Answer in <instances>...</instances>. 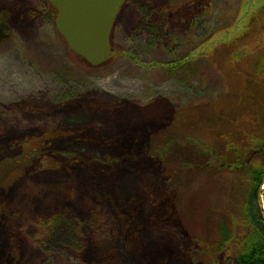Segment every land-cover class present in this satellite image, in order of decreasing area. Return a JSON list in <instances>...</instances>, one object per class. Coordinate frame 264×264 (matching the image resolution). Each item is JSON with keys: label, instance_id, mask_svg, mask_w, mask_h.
I'll return each instance as SVG.
<instances>
[{"label": "rangeland", "instance_id": "374dc122", "mask_svg": "<svg viewBox=\"0 0 264 264\" xmlns=\"http://www.w3.org/2000/svg\"><path fill=\"white\" fill-rule=\"evenodd\" d=\"M47 2L0 0V21L10 14L12 22L5 30L9 37L0 36V106L13 110L19 108L28 118L35 117L41 110L58 114L68 111L61 121L66 128L65 137L44 136L41 148H44L45 157L50 159L78 157L87 159V162L81 165L75 161L71 167L57 165L61 168H56L54 163H40L39 175L32 179V182L39 180L36 190L25 188L23 178L18 180V170L0 176V264H160L163 258H169L177 250L178 244L173 240L178 239V247L184 243L175 237L178 228L172 229L175 238L171 237L166 228L150 222L148 211L143 210L140 214L144 216H141L144 224H139L136 218L137 225L142 226L138 237L129 232L136 231L135 226L121 237L126 244L124 251L117 222L109 218L107 226L102 227L103 217H100L103 222L92 221L94 216L89 201L108 212L117 206L123 210V206H119L123 200L127 204L135 196L142 198L147 194L132 190L135 167L129 160L130 163L123 165L127 162L118 158L121 152H127L126 148L120 145L113 148L106 141H112L120 122L134 113L136 106L152 104L156 97H167L176 107L189 106L192 109L214 102L229 84V76L222 69L227 54L216 53V49L233 38L240 41L238 47L245 51L250 45L257 47L258 44L252 41L260 34V29H264V20L260 19V28L252 35L247 36V28L253 13L264 10V0H127L111 34L112 49L116 52L108 61L94 67L71 51L56 29V20H52L49 14L41 13L35 20L31 19V4L43 11ZM160 14L164 15L166 23H160L163 29L159 27L160 31L152 34L142 23L155 25ZM184 60L186 63L177 64ZM171 113L168 106L157 109L155 116L168 121ZM114 118L117 123L112 122ZM5 122L0 114V123ZM215 126L224 130L221 119ZM8 130L9 134L15 132V136L23 135V129L13 125L0 132L8 135ZM192 131L194 139L190 141L206 153L205 160L210 168L182 170L185 176L180 183L182 186L173 192L174 199L171 194L168 198L174 207L168 217L182 227L180 231L186 238L191 239L193 227L200 232L195 217L202 215L194 212L201 210L202 205L213 203L210 189L213 185L218 188L221 185L222 194L217 204L223 208L235 206L233 213L240 220L235 229L236 239L221 255L226 263L227 256L240 251L237 238L246 233V227L240 223L243 220L238 204L247 195L248 174L220 170L217 130L215 134L214 131L209 133L201 124H194ZM40 133L42 129L37 130V134ZM105 156L113 157L109 161L115 168L104 162ZM145 163L154 165V169L160 165L156 160ZM67 168L72 171L70 174L63 170ZM74 172L75 178L89 179V186L78 190L75 199L66 201L57 210L61 212V223L51 229L49 235L40 223L50 213L46 194L52 189H61L64 182L74 177ZM141 178L133 180L137 191ZM68 185L64 189L75 192L77 187L71 189ZM101 191L104 194H100ZM100 196H105L107 203ZM132 204L136 205V201ZM23 225L27 228L22 231ZM138 238L149 240L147 246L139 248ZM119 250L127 254L123 262H119Z\"/></svg>", "mask_w": 264, "mask_h": 264}, {"label": "trees", "instance_id": "16d2710c", "mask_svg": "<svg viewBox=\"0 0 264 264\" xmlns=\"http://www.w3.org/2000/svg\"><path fill=\"white\" fill-rule=\"evenodd\" d=\"M52 9H54V19H56L57 9L53 8V6ZM260 19L264 20V10L259 11V13H253L251 16L250 27L247 28L249 29L247 36L252 35L260 28H258ZM164 20V15L160 14L157 24L153 25L150 22L142 24H145L152 34H157L160 31L157 28L162 27L163 29L160 23H166ZM260 31V34L252 41L258 44L257 47L252 48L250 45L248 51L238 47L240 41L238 42L237 38L218 45L216 53L227 54L225 56L226 65L222 63L224 65L222 69L225 71L226 76H229V84L227 87L224 85V90L214 99V102L209 103V105L206 104V107L196 106L195 109H192L189 106L176 107L167 97H159L158 99L163 100L154 101L144 107L141 105L139 107L136 106V111L128 114L120 122L121 126L115 132L112 141L107 140L106 143L113 148L116 145L126 148V154L121 152L118 158L119 161L127 162L129 160L131 162H124L122 163L123 165L130 163L135 167L136 175L131 178L132 186L134 187H132V190L134 193H139L142 190V192L147 194L142 196V198L135 196L133 201H136V205L132 204V200L124 204L123 200L119 204L120 207L123 206V210L118 209L116 204L115 210L112 209L108 212L99 206H93L92 201H89L90 210L94 216V220H92L94 223H97L96 219L103 222L100 217L104 218L102 227L107 226L109 218L117 222L119 227L118 237L122 241L121 237L126 232L128 233V229L132 230L134 226L136 231L129 232H133L138 237V232L141 233L142 226L137 225L136 218L139 219V224L143 225L141 216H144L140 213L143 210H147L150 222H155L156 225L166 228V233L171 237H173L172 229L176 230L178 228L179 231L175 237L181 238V240L179 239L180 242H184L178 247V239L176 242L173 240V243L178 244L176 245L177 250L169 258H163L160 264H264V219L257 202V191L264 180V29L261 28ZM240 51H244V54H240ZM199 54L203 55L201 52ZM81 58L85 61L83 57ZM240 61L243 62L236 67ZM85 62L89 66H93L87 61ZM179 63L184 64L186 60L177 62V64ZM168 106L172 110L168 121H164L163 117L162 119L156 118V110L167 108ZM15 112L8 109L1 111L2 116L7 119H4L5 123H0L2 124L0 131L12 125L23 129V135L19 136H15V132H12V130L13 135L9 134V130L8 135L0 132L1 177H4L10 171L14 173L18 170V180L23 178L22 181L26 186L25 188L31 187V189L34 188L36 190L39 180L32 182V179L35 175H39L38 169H41V164L54 163L56 168L71 167L75 161L81 165L86 164L87 159L85 158L81 160L78 157L73 159L59 156L52 159L45 157L44 148H41L43 141L38 139L29 140V138L24 137L26 136L25 132L29 130L39 131L40 129H42L46 137L54 135L62 137L66 130L61 124V121L66 117L65 113H50L28 119L22 116L19 109ZM217 112L219 113L217 114ZM196 114H199V116H193ZM218 119L222 120L223 131L218 126H215ZM198 120H200L199 123ZM112 122L117 123L116 118ZM149 122H152L154 127L144 130L145 126L142 127V125ZM194 124H201L203 128H207L210 131L209 133L214 131L215 134V130H217L215 136L219 140V154L217 157L220 170L244 171L248 174L247 195L244 201L238 204L239 214L241 220H243L240 223L246 227V233L237 238L241 248L240 251L234 253V256H227L226 263L222 261L221 255L225 253L228 245L236 239L235 229L240 220L239 216L236 217V214L233 213V207L235 206H225L223 208L217 204L219 201L218 197L222 194V191H220L221 185H219V188L218 185H213L210 189L213 195V203L202 205L201 210L194 212V214L200 212L202 215L199 218L193 215L195 224L199 226L200 232H198L196 227H193V233L190 232L191 239L186 238L184 232L180 231L183 230L182 227L175 225L174 221L168 217L173 207L168 198L171 194L173 196L172 199H174L173 192L182 186L180 183L182 178L185 177L182 172L187 168L193 170L210 168L209 162L205 160L207 158L204 156L206 153L190 141L194 139L192 135L195 131H192ZM111 146L109 150H111ZM112 158L105 156L103 160L113 166L109 161ZM137 158L141 159L137 160ZM148 160H156L160 164L159 168L154 169V165L146 164L145 161ZM113 162L116 163V160ZM57 165L61 167H57ZM113 167L115 168V166ZM63 170L67 171L68 174L72 172L68 168ZM76 176L74 172V177L70 179L71 181L64 182L61 189H52V192L46 194L48 195L46 200L50 202V213L48 214L49 217L44 218L43 222L40 221V223L46 227L49 235L51 234L49 231L55 229L56 225L61 223V212L57 210L66 201L75 199L78 190L81 191L89 186L87 184L89 179L81 177L80 174H78L80 177L75 178ZM138 177L143 178L137 185V191L133 180ZM78 181H82L86 185L84 186ZM69 182L70 185H68ZM67 185L71 189L77 187L74 189L75 192L69 193L70 190L64 189ZM100 194H104V192L101 191ZM100 197L106 202L105 196ZM43 201H45V197ZM127 205H130L129 208L126 207ZM137 209H140L139 213ZM163 211H165V214ZM196 216L198 217V214ZM25 228L27 226L23 225L21 230L23 231ZM102 230L105 229L102 228ZM144 240H139V248L147 246L149 240ZM42 244L43 246L45 245L44 241ZM122 244L124 251H126L124 241H122ZM124 251H118L119 262H123L127 256Z\"/></svg>", "mask_w": 264, "mask_h": 264}, {"label": "water", "instance_id": "95a60500", "mask_svg": "<svg viewBox=\"0 0 264 264\" xmlns=\"http://www.w3.org/2000/svg\"><path fill=\"white\" fill-rule=\"evenodd\" d=\"M58 10L57 29L72 51L92 65H100L114 54L110 35L127 0H49ZM264 181V180H263ZM257 202L264 219V182Z\"/></svg>", "mask_w": 264, "mask_h": 264}, {"label": "flooded vegetation", "instance_id": "af4514ba", "mask_svg": "<svg viewBox=\"0 0 264 264\" xmlns=\"http://www.w3.org/2000/svg\"><path fill=\"white\" fill-rule=\"evenodd\" d=\"M48 2L45 4V8H44V10L42 11V9H41V7H39V6H36V5H32L31 4V8L32 9H30V10H32V14H31V19L32 20H35V18H37L38 17V15L39 14H41V13H47V14H49L50 16H51V18H52V20H56V24H57V19H54V9H52V4L50 3V1L49 0H47ZM52 5V6H51ZM53 8H55L54 6H53ZM56 9V8H55ZM8 13V11L6 12V14ZM3 15L5 16V13H3ZM57 15H58V10H57ZM1 17H3V16H1ZM6 18H8L7 19V21H6ZM6 18L5 19H3L2 21H0L1 22V24H0V36H3V35H6V36H8L9 37V32H5V30H7V29H9L10 27H11V25L9 24V22L12 24V22L10 21V19H11V15L10 14H7L6 15ZM56 18H57V16H56ZM114 27V26H113ZM56 29H57V27H56ZM116 52V51H115ZM157 99V100H156ZM156 99H155V101L156 102H159V101H162L163 99H158V97H156ZM154 102V101H153ZM3 109H4V107H1L0 106V114H1V111H3ZM8 109V108H7ZM7 109H5V110H7ZM19 109V108H18ZM18 109H15V110H13V109H8V110H10V111H12L13 110V112H17V110ZM20 111H21V114H22V116L23 117H25L24 115H23V112H22V110L21 109H19ZM15 112V113H16ZM68 111H66V112H64V113H67ZM34 113H36V112H34ZM38 114L35 116V117H39V116H41V115H45V114H50V113H52V114H58V113H55V112H47L46 110L44 111H39V112H37ZM61 113V112H60ZM2 115V114H1ZM35 117H33V118H35ZM2 118L3 119H7V118H4L3 116H2ZM25 118H28V117H25ZM30 118V117H29ZM28 118V119H29ZM145 126V128H144V130H148L149 128H153L154 127V124L152 123V122H149V123H146V124H143L142 125V127H144ZM31 132H33L34 134H31ZM25 134H26V136H24V137H27V138H29V140H35V139H38V140H41V141H44V139H45V137H46V135L42 132V133H40V134H37V130H33V131H31V130H29V131H27V132H25ZM45 136V137H44ZM55 136V135H54ZM58 136V135H57ZM59 137V136H58ZM62 137H65V136H62ZM62 137H60V138H62ZM48 138V137H47ZM55 138H56V136H55Z\"/></svg>", "mask_w": 264, "mask_h": 264}]
</instances>
